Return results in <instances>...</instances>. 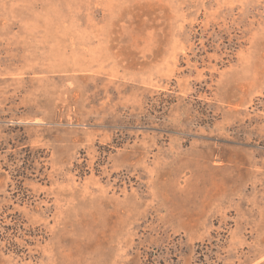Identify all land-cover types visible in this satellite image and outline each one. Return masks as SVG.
I'll list each match as a JSON object with an SVG mask.
<instances>
[{
	"label": "rangeland",
	"instance_id": "1",
	"mask_svg": "<svg viewBox=\"0 0 264 264\" xmlns=\"http://www.w3.org/2000/svg\"><path fill=\"white\" fill-rule=\"evenodd\" d=\"M0 264H264V0H0Z\"/></svg>",
	"mask_w": 264,
	"mask_h": 264
}]
</instances>
